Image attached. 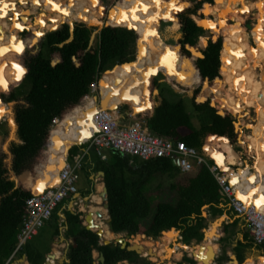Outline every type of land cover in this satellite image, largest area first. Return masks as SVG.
<instances>
[{"label":"trees","instance_id":"1","mask_svg":"<svg viewBox=\"0 0 264 264\" xmlns=\"http://www.w3.org/2000/svg\"><path fill=\"white\" fill-rule=\"evenodd\" d=\"M78 1L83 21H93L91 12L89 15L85 10L88 6L90 11L91 0ZM217 2L112 0L108 6L102 0H95L94 16L100 20L107 18L106 24L100 28L99 25L76 23L73 38L68 42L70 27L67 23L62 22L60 28L51 31L55 23L47 12L29 18L25 28L36 40L41 37L42 30L44 34L50 31L41 42V50L24 57L23 64L18 57L25 51L0 54V98L2 92L10 91L7 100L16 101L13 116L17 123V139L10 142L8 154H0V264H6L13 254H26L30 264H44L45 254L50 250L46 241L60 235L59 204L41 228L38 235L41 239H30L17 249L18 234L28 211L26 200L45 190L42 183L48 171L56 182L67 153L54 149L51 137L52 141L56 135L70 139L64 123L72 116H88L96 109L95 98L91 97L95 87L101 86V108L115 109L121 105L127 117H132L140 127L184 141L195 147L209 165H217L220 172H226L222 161L228 153L223 146L227 140L231 144L237 142L238 133L235 118L217 95L214 84L223 81L220 54L226 39L220 29L227 19L216 17V30L210 32L192 17L193 14L204 15ZM163 20L180 25V37L172 47L164 44L158 36ZM95 29L98 30L96 41L89 46ZM200 39H206L207 45L201 47ZM136 47L135 58L133 51ZM55 55H58L59 62L53 65ZM116 64L109 70L108 81H103L106 70ZM154 65L161 68L171 84L181 90H191L193 108L207 117L206 122L194 126L183 100L171 101L161 91L156 77L149 80ZM131 66L133 70L129 71ZM117 69L125 70L119 79L115 73ZM20 79V85L11 90L10 87ZM206 87L211 88L210 95H206ZM82 101L84 104L80 106ZM4 116L7 117L0 112V120ZM10 126L14 135L15 125L10 123ZM83 146L68 148L69 158L76 157ZM93 154L96 158L93 168L105 173L103 181L108 190L112 239L116 237L115 233L134 235L128 241L147 255H151L152 246L148 242L150 239L142 234L163 241L178 232L183 242H201L207 220L225 212L221 206V186L205 163L188 174L173 165L169 157L140 159L114 149L108 151L105 160L94 151ZM23 174H27L22 177L23 181H17L16 178ZM159 175H168L176 181L168 188L159 187L157 198L152 199L149 185ZM234 175L235 172L230 176ZM152 204H155L154 209ZM230 213L235 215L233 211ZM65 214L67 227L64 235L74 238L68 250L70 262L65 264H95L94 249L103 253L104 264H117L123 260L134 263L136 252L122 248L119 243L100 244L98 234L82 225L79 213L65 210ZM239 219L234 218V222ZM227 228L226 224L223 230L226 232ZM217 234L218 230L215 238ZM244 240H239L232 249L240 261L244 259V247L253 243L264 251V242L256 243L247 230ZM212 253L211 246L202 249L196 257L199 264H209L215 257L211 256ZM226 257L219 261L223 263ZM184 260L197 264L190 256L185 255ZM143 262L153 264L144 258ZM229 263L236 264L235 261L223 264ZM242 264H248L246 258Z\"/></svg>","mask_w":264,"mask_h":264},{"label":"rangeland","instance_id":"2","mask_svg":"<svg viewBox=\"0 0 264 264\" xmlns=\"http://www.w3.org/2000/svg\"><path fill=\"white\" fill-rule=\"evenodd\" d=\"M3 1H5V0H3ZM41 1H46L47 8H50V10H47L48 12L53 13V14L54 13H59L58 11L54 10V9H56L59 6L56 5L55 2H53V0H41ZM102 1L108 6L112 2V0H102ZM62 3H63L64 6L70 7L71 0H68V1L63 0ZM94 3H95V0H92L91 7H90V12H91L92 17H95L94 13H93V11L91 9L92 7H94ZM220 3L221 4L224 3L223 0H221ZM26 5H29V6L27 7ZM17 6H18V4H17ZM39 6H42V3H40ZM25 7L26 8H29V7L32 8L33 10H35L36 13L38 11L39 12L41 11L40 10L41 8L36 10V7L33 4L30 5V4H27V3L24 2L21 7L20 6L19 7H13L11 9H9L7 13L9 15L12 14V16L15 17L16 15L18 16L17 10L19 8H25ZM45 9H46V7L44 8V10ZM71 11H72L71 14L70 13L67 14V15H69V18H70L69 21L71 23H74V25L76 23H85V22L80 21V20H78L76 18L77 17V14H76L77 12L75 10H73V8L71 9ZM220 11H221V8L220 9H216L212 13L215 15V12L220 13ZM254 11H255V9H254ZM254 11L250 14V16H248V17L245 16L244 21H242L243 30L246 32L247 38H248L249 43L251 45H254L253 38H252V35H251V28H248L246 24L248 22L251 23L252 25H254L256 23V18L254 17ZM19 14H20V12H19ZM36 15H38V13L35 14V15L32 13V14H30L29 18L32 19ZM234 15L237 16L238 12L235 13ZM242 15L244 16V12H243ZM215 17H216V15H215ZM226 18L227 17H225L223 19H226ZM239 20H242V18H240ZM62 22L66 23L68 21H62ZM231 22H232V20L228 21V23H231ZM85 24L92 25V24H98V23L95 22V20L93 18V22L92 23H85ZM3 29H4L3 27H0V31L3 30ZM239 29H240V27H239ZM25 30H27V32H25ZM15 31L16 30L11 26V24L9 22L8 23V28H7V32L8 33L6 35V38L9 40V38H11V35H13V33ZM19 32H20L19 34L21 35V37L27 41V44H26L27 46H26L25 52L21 56L18 57V61L23 64L24 63V57H26L28 55L36 54L37 52H39L41 50V42H42L44 36H41L40 38H38V40H36V38H33L32 35L30 34L31 31L26 29V28L22 29ZM158 33H159V35H158L159 38L162 39V40L161 39L160 40L164 41V44L172 47V46L175 45V43L177 42L178 38L180 37V34H181L180 25L178 23L174 22V21L163 20L160 23ZM40 35H42V33H40ZM96 37H97V33H96V35H95V37L93 39L92 44L95 43ZM224 37L226 39V42H225L224 45H226V43L228 42V38L226 37L225 34H224ZM224 48H225V46H224ZM3 52H7V51H3ZM137 52H138V48L136 47L135 50L133 51V57L136 58ZM57 59H59V57H58V55H55V56H53L52 60H57ZM247 60H249V56L248 55H247ZM247 62L248 61H246V63H244V64L246 65ZM116 66H117V64L114 67H111L110 69L106 70V72L103 74V77H102L103 81H106V82L108 81L107 78H108V75H109V72H110L109 70H112ZM231 66L232 65H230V67ZM232 67H234V66H232ZM132 70H133V68L131 66L129 71H132ZM253 70H252V72H253ZM255 70H254V72H255ZM124 72H125V70H123V69L122 70H118L117 69L115 71L116 76L118 77V79L123 76ZM240 72L243 73V71H240ZM227 73H228V75L225 76V77H226V79L228 78V81H229L228 88L231 91L230 94L235 95L236 91H238L237 89H238L239 85H235L234 84L235 80L241 81V83H240L241 87H245L247 91L251 90V89H249L250 85H248V83L246 82V79L250 78V76H246L245 77V75L243 74L244 77L240 78L241 77L240 75L233 74V76H234L233 81L230 82L229 77L231 76V74L229 73V71ZM256 73H257V71H256ZM256 73H255V76L258 77L259 74L258 73L256 74ZM149 76H150L149 80H152L153 77H156L159 80L160 89H161V91H163L164 95L168 99H170L171 101H177V100H180V99L183 100L185 108H186L189 116L191 117V120H192L194 126L199 127L202 123L207 121V117L206 116H204L202 113L196 112L194 110L192 102H191V90H181V89L177 88L175 85L171 84L170 79L167 77V75L161 70V68L158 65H154L153 66L152 72L149 74ZM20 83H21V79L16 84L12 85L10 89L12 90L13 88H15L18 85H20ZM218 84H221V82H219ZM218 84L215 87V89H216L217 95L219 97H221L222 96V94H221L222 91L220 89H218V87H219ZM231 86H235L236 88L233 89ZM20 89L24 90V87L20 86ZM100 91H101V86L97 87L96 91L91 95L92 98H95V101H97L100 98ZM9 92L10 91L3 92L5 94V99L3 101L8 103L9 105L11 103H13V105L11 107L12 108V113H13V106L16 103V101H11V100L8 101L7 100V96L9 95ZM263 98H264V96H263ZM255 99L259 100L258 96H254L253 101ZM235 100H236L237 103L241 104V102H239V100L236 98V96H235ZM84 101H82L80 106H83ZM262 105L263 104H261V106ZM233 116L235 118L236 124H239L237 129H236V131L238 133V140L234 144H231L232 149L235 152V153L234 152L233 153L235 155L239 156L240 158H242L243 161H245V164L247 166H249L251 164L252 167L254 166V168H259L260 165H261L260 161L259 162H256V161L253 162L254 157H253V155L251 153H249V152H251L252 148L255 149V147L258 146V141H257L258 132L256 130H257L258 126H259V123L255 124V125L252 124L254 122L252 119L255 116L254 108L253 107H247L246 110L243 111L241 117L236 116V115H233ZM7 117L4 116L3 119L1 120L2 122H4V124H2L3 125V129L0 128V154H2V153H7L8 154L9 153L8 147H9L10 142L12 140L17 139L16 130L14 131V135H12L13 130H12L11 126H10L11 121H10L9 117L8 118ZM87 117H89L88 122H91L92 121V115L90 114L88 116H85V119ZM74 124L75 125L76 124L79 125V123H77V122L74 123ZM251 125L255 126V129H253L254 130L253 132H254L255 135L252 134L250 137H252L253 140H255V142H254V144L251 143V146L247 150V146H246L247 137H246V135L250 132L251 129L249 127H251ZM251 128H253V127H251ZM77 131H78V127L75 126L74 130L66 131V132L69 134V136L71 134L72 138L76 137V135H77L78 142H81V141L84 140V136H83L82 139H80L78 137V132ZM55 138H56V136L53 137V139H55ZM248 139H249V137H248ZM53 145H54V143H53ZM223 148H225V150L228 153L227 154L228 155L227 158L225 160H223V162H222L225 167L228 168V163L235 164V163L239 162L236 159L237 156H233L229 152V145L227 146V143L226 144L224 143ZM92 156H93L92 160H93V162L95 164L96 163V158H95L94 154H92ZM9 159H10V156H9V158L7 160H9ZM196 169H197V167L194 168L193 170H191L190 172H187V173L188 174H192V173H194L196 171ZM92 172L95 175H98V174L101 175L93 167H92ZM258 172H261V170H258ZM50 174H52V173H50ZM237 174H239V177L242 178L241 180H239L240 181L239 185L242 186V188L244 186L247 187L246 188L247 195L245 197H248L249 199H253L256 194H260L261 192H264V177L260 176L259 173L257 174L258 175V178H257L258 191H255L257 189L256 185L254 186V188H252V187L250 188L252 179H251V176H250V171H249V169L247 167L245 169H242V168L238 169V171L233 176V178L235 179L234 181H236L235 177L237 176ZM25 175H27V174H23V175L17 177L16 180L17 181L23 180L22 177L25 176ZM13 177H15V176H13ZM243 177H245V178H243ZM174 181H176V179H173V178L169 177L168 175H159L154 180H152L150 185H149L150 186V188H149L150 193H153L152 199H156L157 198V196H158L157 192L159 191V189H158L159 187L162 186V188H168L171 185V183L174 182ZM42 185L44 186L43 183H42ZM86 185H88V182H87V180L85 178V175L81 174V172H80L79 173V179L76 181V186H86ZM249 188H250V190H248ZM239 198H241V197H239ZM86 200H87V198H86ZM68 201H71V199L68 198L67 201H65V202H68ZM260 202H261L260 204L262 205L263 202L262 201H260ZM92 204L97 206V204L94 201L92 202ZM154 206H155V204H152V208L153 209H154ZM221 206H223L225 208V210H224L225 212L223 213V215L221 217V221L223 220L221 225L219 226L218 223H213V221L216 218H218L219 216L215 217V218L208 219L207 220V227H208L207 235L201 242H198L197 240H193V241H191L189 243V245H184L183 241L181 239L180 233L177 232L172 237H167L163 241L160 240L161 243H164V245H166V247L168 249V253L165 255V259L160 260V261L159 260H153L150 257L151 255H147L143 251L138 250L140 253H137V255L135 257V261L132 264H144L143 258L146 259L147 261L148 260L151 261L153 264H183V263H186V261L184 260V256L185 255L186 256L192 255V256L197 257L199 255L200 251L202 249L207 248L208 246L212 247L213 253H212L211 256H215L216 253L218 255V257L215 258L216 262L214 264H222L219 260H220L221 257L225 258L226 257L225 255H227V257H226V260L223 261V263L229 261L231 255L235 254V252L232 250L233 247L238 244L239 240L245 241L244 240V232H245V230L248 231V227H247V224H246L245 220L242 217H240V219L237 222H234V218H236L238 216H236V215L231 216V213H230L231 210L228 209L223 204ZM103 208H105V207L103 206ZM102 212H103V221L106 223V219L108 218V211L106 209V211H102ZM226 224L228 225V228H227L228 230L225 232L223 230V228H224V225H226ZM60 229H61L60 235L57 236V237H54V239L50 241V244H52V246L56 247V248L59 245L61 247H63V248L66 247L65 248L66 249V251H65L66 254L65 255H67V257H68V250L70 248V245L72 243H74V238H66L65 236H64L65 238L63 236L61 237V235H64L63 234L64 233V226H62V228H60ZM209 230H210V232H209ZM217 230H218V234H217L218 236L215 238V234H216ZM37 235H39V234H37ZM115 235H116V237L114 239H112V240H115L117 237H125V238H127L126 237V233H115ZM127 241H128V239H127ZM100 242H103L102 235L100 237ZM152 250H153V248H152ZM56 251L57 250H55L54 253ZM96 251H97V254L95 252L94 263L95 264H99L101 262L100 261L101 260V257H100L101 253L97 249H96ZM50 252L51 251H49L48 253H50ZM54 253H51V255H49L48 264H57L56 256H58V252L56 254H54ZM243 255H244V259L246 258V262L249 261L248 264H264V251H262L261 249L257 248V246L254 243H253L252 246L244 247ZM63 256L64 255H61V258H63ZM61 262L59 264L67 263V262H62V263ZM235 263L237 264V262H235ZM229 264H231V263H229Z\"/></svg>","mask_w":264,"mask_h":264},{"label":"built area","instance_id":"3","mask_svg":"<svg viewBox=\"0 0 264 264\" xmlns=\"http://www.w3.org/2000/svg\"><path fill=\"white\" fill-rule=\"evenodd\" d=\"M96 89L97 87L93 93ZM92 122L96 130L85 143H88L102 160L107 159L108 151L114 149L140 159L169 157L171 160H177L176 166L183 173L190 172L205 163L221 186L222 204L233 211L236 216L245 220L250 237L256 243L264 242V211L258 210L254 201L247 203L238 197L237 187L229 182L231 172H220L217 165H209L195 147L187 145L182 140L160 136L148 128L140 127L132 117H127L121 105L115 109L98 108L93 115ZM142 122L145 123V120L143 119ZM80 166L81 158L79 157H75L73 161L64 159L58 173V184L26 200L28 211L18 234L17 249L24 242L39 234L54 209L77 192L76 181L79 179ZM82 219L83 223H86L84 216ZM95 252L97 254L96 249L93 250V257H95Z\"/></svg>","mask_w":264,"mask_h":264},{"label":"bare ground","instance_id":"4","mask_svg":"<svg viewBox=\"0 0 264 264\" xmlns=\"http://www.w3.org/2000/svg\"><path fill=\"white\" fill-rule=\"evenodd\" d=\"M20 1H22V0H5V1H2V2H0V14H2V13H5V12H7L9 9H11V8H13V7H16L17 6V4L19 5V3H20ZM63 1V0H62ZM66 1H68V0H66ZM226 1L227 0H223V2L224 3H222L219 7H216V8H214L213 10H212V12H214L216 9H220L221 8V11H220V13H218V12H215V15H216V17H223V18H225V17H230L232 20H235V16L234 15H232L230 12L232 11V9L226 4ZM236 2H238V0H236ZM91 3H92V0L89 2V5H91ZM5 4H7L8 6L7 7H5L4 5ZM260 6H261V8H263V6H264V2H263V0L260 2ZM43 5L46 7V10L48 9V10H50V8H47V3H46V1H43ZM62 5H63V3H62ZM79 1L78 0H71V3H70V7H68V6H62L60 9H58L57 11L59 12V13H62V14H57V13H50V12H47L48 14H49V17H50V19L53 21V22H55V23H57L58 25H60V23L62 22V21H68L70 24H73V23H71L69 20H70V18H69V15H67L68 13H72V11H71V9L73 8V10H75L77 13V19L78 20H80V21H83V19H82V15H81V13H80V10H79ZM78 7V8H77ZM92 9H93V11L95 12V9H94V7H92ZM85 10H87V13L90 15V11H89V9H88V6H86L85 7ZM20 11V14L22 15V18H20L19 16H15V17H12V21L10 22V24H11V26L16 30L15 31V33H14V37L15 38H19L20 37V32L19 31H21L22 29H24L25 27H26V25H27V21H28V18L30 17V14H32V13H34V10L33 9H31V8H26V9H21V10H19ZM211 12V13H212ZM261 12V10H259V13ZM19 15V14H18ZM94 18V20H95V18H97V17H93ZM1 21V20H0ZM84 22V21H83ZM93 21H90V22H85V23H92ZM95 22H97V20H95ZM213 21H210V24L211 25H213ZM208 27H209V25H208ZM223 28V34H225L226 35V37L228 38V36H229V38L231 37V36H234L233 35V32H235V33H237V35H236V38L234 39V38H232V40L230 41V43H229V45H228V43H226V45H224L225 46V48H224V46H223V49H222V51H221V55H222V58H223V66H222V69H221V74H224V76L227 74V69H226V67H225V63H226V61H227V59H228V63L230 64V65H232L233 66V62H236L235 63V65H236V69L234 68V67H230V70H229V73L231 74V76L229 77V79H230V81H233V78H234V76H233V74H238V75H240L241 77L240 78H243L244 77V75H243V73L242 72H240V71H243V68L245 67V65H244V63H246V61H248L247 60V54H243L242 56H240L239 54H237V53H239V51H240V47H241V45H244L245 43V41H244V39H243V41H242V39H241V37H242V31L238 28V27H235L234 25H231V24H227L226 26H224V27H222ZM51 31H53V30H55V28H51L50 29ZM42 33V35H43V31L41 32ZM42 35H40V36H42ZM228 35V36H227ZM234 40H235V42H234ZM244 44H243V43ZM233 43H234V45H233ZM247 47H248V50H247V53H249L250 54V56H253L252 55V53H251V49H250V47L248 46V45H246ZM242 48V47H241ZM25 49H26V43H25V41L24 40H22V41H20V42H18L17 44H13V43H3V44H1L0 45V54L3 52V51H7V52H13V53H18V54H20V53H22V52H24L25 51ZM260 50H261V48H260ZM241 51H242V49H241ZM237 52V53H236ZM233 60H235V61H233ZM243 63V64H242ZM260 64H262L261 62H258V66H257V70L256 71H258L257 73H262L263 71H262V67L260 68V69H258V67L260 66ZM125 66H126V64H124ZM238 69V70H237ZM138 75H139V73H138ZM251 76H253V73H252V75ZM255 78V77H254ZM240 83V81L239 80H235L234 81V84L235 85H240L239 83ZM247 82V81H246ZM248 83V82H247ZM215 87L217 86V84L216 85H214ZM218 89H220V88H222L223 87V84H218ZM233 89H235L236 87L235 86H231ZM211 92H212V90H211V88H208L207 89V94L208 93H210L211 94ZM263 92H264V90H263ZM209 94V95H210ZM248 101L246 102V104L245 105H247V106H251V101L249 100V99H247ZM226 102L228 103V108H229V110L233 113V114H235L236 113V115H238L239 113H241L242 112V110H243V107H242V105L241 104H239V103H237L236 102V100H235V95H232V94H229L228 95V97H227V100H226ZM254 103H255V105H257V106H261V102L257 99H255L254 100ZM104 109V108H103ZM11 109H10V105L8 104V103H6V102H4V101H2V99L0 98V112H3V113H5L8 117H9V119H10V121H11V123L14 125V123H13V119H12V116H11V111H10ZM96 110V109H95ZM95 110L93 111V113H91V115L93 116L94 115V113H95ZM228 110V111H229ZM230 112V113H231ZM240 116H241V114H240ZM86 120V119H85ZM84 120V121H85ZM87 120H89V117H87ZM92 120H93V117H92ZM82 123V120H80V118L77 116V115H75V116H72V117H70V119H68L65 123H64V125L67 127V131L68 130H70L72 127H73V124L74 123ZM238 125L239 124H237V127H238ZM251 127H253V129H255V126H253V125H251ZM84 132V131H83ZM79 133V132H78ZM78 137H81V135H78ZM81 139V138H80ZM249 141H250V143H253L254 144V142H255V140H253V138L252 137H249ZM227 143V146L229 145V152L231 153V155H233V156H237V155H235L234 153V150L232 149V147H230L231 145L229 144V142H228V140L227 141H225V144ZM52 146H53V144H52ZM225 149V148H224ZM234 152V153H233ZM228 156V155H227ZM227 158V157H226ZM223 162V161H222ZM222 166L225 168V169H228L227 167H225L224 165H223V163H222ZM239 169V168H238ZM238 169L237 170H235V173L238 171ZM230 177H233V176H230ZM235 178H237V176L235 177ZM58 179H59V177H58ZM235 180V179H234ZM233 182V181H232ZM98 185V184H97ZM100 185V184H99ZM99 189V191L100 190H103L102 189V185H100L99 187H98ZM245 188H247V187H243L242 189H245ZM238 194L237 195H239L240 197H242L247 203H252L253 201H254V203H255V206H256V208L258 209V210H260V211H264V206L263 205H260V203H259V198H257V197H254L253 199H246L245 198V196L243 195V194H241V193H239V192H237ZM100 194V193H99ZM246 195V194H245ZM256 196V195H255ZM94 200L96 201V203H98V205L97 206H95V207H93V217H94V219H95V225L93 226L94 228H102L103 230H102V239H107V240H112V232H111V229L109 228V226L103 221V212L102 211H106V208H103V198H102V196L101 195H95L94 196ZM103 205V206H102ZM83 206V205H82ZM105 207V206H104ZM86 208V207H85ZM90 210V209H89ZM96 211H100L101 213H102V215L99 217L97 214H96ZM148 242H150V244H151V246H152V248H153V250H152V252H151V259H153V260H163V259H165V255L168 253V249H167V247H166V245H164V243H157V242H155L153 239H150ZM58 251H56L54 254H56ZM51 255V254H50Z\"/></svg>","mask_w":264,"mask_h":264},{"label":"crops","instance_id":"5","mask_svg":"<svg viewBox=\"0 0 264 264\" xmlns=\"http://www.w3.org/2000/svg\"><path fill=\"white\" fill-rule=\"evenodd\" d=\"M230 0H227L226 1V4L228 5V2H229ZM236 0H234V2H235ZM262 0H260V2H261ZM260 2H259V4H257L256 5V3H254L255 5H254V9H255V12H254V16H255V18H259L260 17V15H262V13L260 12L259 13V10H261V11H263L264 10V6H263V8H261V4H260ZM26 8V7H25ZM21 9H23V8H21ZM231 13H233V15L235 14V13H237V11H231ZM57 14H61V13H57ZM235 16V15H234ZM240 18H242V17H240V15L238 14L237 16H235V19H237V20H239ZM243 19H244V17L242 18V20L241 21H243ZM238 27V26H237ZM240 29H241V31H243V28H242V26H240ZM43 31V30H42ZM43 33H44V31H43ZM161 39V38H160ZM162 40V39H161ZM164 42V41H163ZM233 45H234V43H233ZM243 47V46H242ZM241 47H240V51H239V53L241 52ZM237 53V52H236ZM230 58V57H229ZM228 58V59H229ZM228 59H227V61H226V63H225V65H228L229 63H228ZM259 60L258 59H255V58H253V57H249V60H248V62H247V64L245 65V67L243 68V74L245 75V77L246 76H251L252 75V73H253V76H251V81H253V84H254V82H257V88H260V89H262L263 88V86H264V69H263V67H264V56H263V58L261 59V61L263 62L262 63V73L260 74V73H258L259 74V76L258 77H256L255 76V73H256V70H255V72H254V70H253V72H252V69H250L251 67H252V64H256L257 62H258ZM243 64V63H242ZM233 65H235V63L233 62ZM258 72V71H257ZM257 74V73H256ZM261 75V76H260ZM255 77V78H254ZM247 81H249V79H247ZM230 82H232V81H230ZM239 83V82H238ZM240 83H241V81H240ZM239 83V84H240ZM11 88V87H10ZM220 90H221V88H220ZM82 108V107H81ZM82 110V109H81ZM93 113V112H92ZM79 118H80V120H82V121H84L85 120V116H79ZM78 124H73V127L70 129V130H68V131H72V130H74V128H75V126H77ZM67 129V127L65 126V130ZM96 130V128H95V126H94V124H93V122L91 121V122H88V124L86 125V128L84 129V130H82V131H80L79 133H78V135H81V137H79V138H83V136H84V140L85 139H87L88 137H90L91 135H92V133L94 132ZM84 131V132H83ZM77 133V132H76ZM75 133V134H76ZM70 139H66V138H64V137H60V136H58V135H56V138L55 139H53V143H54V145H53V148L54 149H56L57 151H59L60 153H66V151L68 150V148H69V146L72 144V142L74 143V142H78V139H77V135H76V137H74V138H72V135L70 134ZM56 140V141H55ZM82 142V141H81ZM83 145H85V146H83V147H80L79 148V151H78V155L76 156V157H79V158H81V166L79 167V171L81 172V174H83V175H85V178H86V180H87V182H88V185H86V186H77V192L75 193V194H73L72 195V197H69L70 199H71V201H68V202H65V201H67V199L66 200H64L62 203H60V208L58 209V215H59V217H60V228H62V226H64V231H65V229H66V227H67V224H66V222H65V220H66V217H64V216H62V215H60V213H64L65 214V210H69V211H75V213H79L80 214V218L82 219V217L84 216V217H86V215H87V213L91 210V211H93L92 209H93V207H95V205L94 204H92V202L94 201L95 203H96V201L94 200V196L95 195H101V192L103 191V190H98L99 188V186L100 185H102V189H103V187H104V185H105V183H104V181H103V175H95L93 172H92V167H94L95 166V164H94V162H93V156H92V154H93V149L89 146V144L88 143H85V144H83ZM230 147H232V146H230ZM257 148H259V146H256L255 147V149L254 148H252V150H251V154H252V152H256V149ZM253 153V154H254ZM75 158V157H74ZM74 158L73 159H70L69 158V156L66 154V156H65V158L64 159H67V160H69V161H73L74 160ZM240 158V157H239ZM239 161L240 162H237V163H235V164H232V163H228V165H229V168L228 169H226V171H228L229 173L231 172V174L235 171V170H237L238 168H240V167H242L243 166V162L245 163V161H243V159L242 158H240L239 159ZM94 164V165H93ZM245 165V164H244ZM251 165V164H250ZM263 166H264V163H263ZM261 169H262V166L260 167ZM258 170L259 169H256V171L252 168V169H250V174L252 175V176H254V178H255V173L256 174H260V176H261V174H264L262 171L261 172H258ZM264 170V169H263ZM79 172V173H80ZM98 173H99V171H98ZM53 174H50V171H48L47 173H46V175L44 176V185H45V189L46 188H48V187H51V186H55V185H57L58 184V177H56L55 178V183H54V180H53V176H52ZM243 178H245V177H243ZM230 179V178H229ZM242 178H240L239 177V174H237V178H236V181H234V178L233 177H231V181H233L232 183H233V185H235L236 187H237V192H239V193H241V194H243L244 196H246L247 195V190H246V188L245 189H242V186H240L239 185V183H240V181L239 180H241ZM21 181H23V180H21ZM230 182V181H229ZM255 183H257V180L255 179V181L253 182V185L255 184ZM98 184V185H97ZM100 184V185H99ZM253 185H250V188L253 186ZM80 187V188H79ZM83 187V188H82ZM239 188V189H238ZM250 188L248 189V190H250ZM256 190L255 191H258V186H256ZM100 193V194H99ZM246 194V195H245ZM256 197V196H255ZM263 197H264V192H263ZM86 198H87V200H86ZM246 199H249L248 197H245ZM262 198V197H261ZM259 198L260 200H259V203H261L260 201H262L263 202V206H264V200H262V199H264V198ZM97 205H98V203H96ZM83 205V206H82ZM261 205V204H260ZM86 207V208H85ZM90 209V210H89ZM65 216H66V214H65ZM94 221H95V219H94ZM96 222V221H95ZM87 224V222L86 223H83V219H82V225H86ZM60 233H61V229H60ZM64 234V233H63ZM64 237L65 235H61V237ZM37 239H41V238H39V236L38 235H36L34 238H32V241H34V240H37ZM47 242V245L50 247L49 249V251H51L50 253H46L45 254V259L47 258V256H48V254H51V253H54V251L55 250H57L58 251V256H56V261H57V264H59L60 263V258H61V255H65L66 253H65V251H66V247L65 248H63V247H61L60 245L56 248V247H53L52 246V244H50V242L49 241H46ZM63 246V245H62ZM248 263H249V261H248ZM9 264H30L29 263V261L27 260V257H24L23 258V254H21V255H19V254H14V256H13V258L11 259V261H10V263Z\"/></svg>","mask_w":264,"mask_h":264},{"label":"flooded vegetation","instance_id":"6","mask_svg":"<svg viewBox=\"0 0 264 264\" xmlns=\"http://www.w3.org/2000/svg\"><path fill=\"white\" fill-rule=\"evenodd\" d=\"M24 2L27 3V4H30V5L33 4L36 7V10L39 9V8H41L40 9L41 11L40 12L39 11L37 12L38 14H40L43 11L48 12L47 11L48 9L47 10L46 9L44 10L45 6L43 5V1H41V0H22V1H20L19 5L16 6V7H19V6L21 7ZM53 2H55V4L59 6L56 9H54L55 11H57L58 8L59 9L61 8V6H62V0H53ZM259 2H260V0H238V2H236V1L234 2V0H230L228 2V6L232 9V11H237L238 14L240 15V17H242V18L244 17V19H245V16L246 17L250 16V14L254 11V5H255L254 3L258 4ZM263 2H264V0H263ZM40 3H42V6H39ZM26 6L28 7L29 5H26ZM23 9H26V8H23ZM19 10H21V8H19L17 10V14H19V12H20ZM92 11H93V9H92ZM7 12L0 14V20H1L0 21V27H3L4 28L3 30L0 31V45H1V43L3 44V42L4 43H12L13 42V44H17L18 42L22 41V39H23L21 37V35H20L19 38H15L14 36H13L14 38L11 37V38H9V40L6 38V35L8 33L7 32L8 23L11 22L12 21L11 20L12 17H14V16H12V14L9 15ZM243 12H244V16L242 15ZM37 13L34 10V13L33 14L35 15ZM93 13H95V12L93 11ZM261 13H262V15H260L259 18H256V23L251 28V35H252V38H253L254 45H251L249 43V40L247 38V34L243 30L242 31V37H241V39H242V41L244 39V41H245L244 43L245 44L242 42L244 44V45H241V47L243 46L242 47V51L240 53H237V54H239L240 56H242L243 54H247L249 57H253L255 59H258L259 60L258 62L263 63L261 61V59L264 56V10L261 11ZM231 14L233 15V13H231ZM19 15L18 16L22 18V15L21 14H19ZM226 19L228 20V19H231V18L230 17H227ZM244 19H243V21H244ZM28 20H29V18H28ZM61 23H60V25H61ZM227 24L234 25L235 27L238 26V28H239L240 26H242V21L235 19V20H232L231 23H226L225 26ZM60 25H58L57 23H55L54 26H53V28L58 29ZM14 33H13V35H14ZM233 35L234 36H231L230 38L227 35L228 36V42H227L228 45H229L230 41L232 40V38H234V39L236 38L237 33L233 32ZM234 42H235V40H234ZM246 45H248L250 47L251 53H252L253 56H250V54L247 53L248 47ZM260 48H261V50H260ZM258 62L256 64H252V67L250 69H252V70L253 69H256L257 70ZM234 63H236V62H234ZM233 66L236 67V65H233ZM225 67H226L227 72H228L229 69H230V64L225 65ZM261 67H262V64H260V66L258 67V69H260ZM263 69H264V67H263ZM227 75H228V73L225 76H227ZM222 76H223V81L221 82V84H223V88L221 89V91H222L221 98L223 99V101H224L227 109L229 110L228 103L226 102L228 95L231 93V91L228 88L229 81H228V78L226 79V77L223 74H222ZM247 79H249V81H247ZM247 79H246V81L248 82V85H250V88L249 89H251V90L250 91H247L245 87H241V85L238 86V89H237L238 91H236L235 96L239 100V102H241V105L243 107V110L238 115H236V114L235 115L241 117L240 114L242 115L243 111H245L247 107H253L254 108L255 116L252 119L254 121L252 124L255 125V124L259 123V126H258V128L256 130L258 132L257 141H258L259 148H257V150H256L255 153L252 152V155L254 157L253 162L254 161H256V162H259L260 161V163H261L260 167L262 166V169L260 167L259 168H254V166L252 167L251 165L247 166L244 162H243V166L240 167V168L245 169L247 167L249 169V171L252 168L254 170L259 169V170H261L264 173V170H263L264 169V166H263V163H264V107H263L264 106V98H263V96H264V92H263L264 86H263L262 89L257 88V82H254V84H253V81H251V76H250V78H247ZM8 96H7V98H8ZM254 96H258L261 104H263L262 106L255 105V103L253 101ZM1 99H2V101L5 99V94L4 93H1ZM247 99H249L251 101V106L245 105L246 102L248 101ZM229 112H230V110H229ZM1 120H0V128L3 129V125L2 124H4V122H2ZM249 128L251 130L246 135V137H247V141H246L247 150L251 146V143H250L248 137H250L252 134H254L253 128H251V127H249ZM236 159L239 161V156H237ZM255 175L256 176L254 178V176H252L250 174L251 179H252L251 185H253V182L255 181V179L257 180V178H258V175L256 173H255ZM261 176L264 177V174H261ZM255 185L258 186V182L255 183L252 186V188H254ZM256 197L257 198H261V197L263 198V192H261L260 194H256ZM262 200H264V199H262Z\"/></svg>","mask_w":264,"mask_h":264},{"label":"water","instance_id":"7","mask_svg":"<svg viewBox=\"0 0 264 264\" xmlns=\"http://www.w3.org/2000/svg\"><path fill=\"white\" fill-rule=\"evenodd\" d=\"M221 2V0H218V2L212 7V8H210L209 10H207L205 13H204V15H197V14H193L192 15V17H193V19L196 21V23L198 24V25H200V26H202L204 29H206V30H208V31H210V32H214L215 30H216V23H215V21H216V17H215V15L213 14V13H211L212 12V10L214 9V8H216V7H219L220 6V3ZM95 20H97V23L98 24H92V25H99L100 26V28L102 27V26H104L105 24H106V22H107V18L105 19V20H100V19H98V18H95ZM229 20H231V19H228L227 20V23H228V21ZM210 21H213L214 23H213V25H211L210 24ZM68 25H69V27H70V37L66 40V42H68V41H70V40H72V38H73V31H74V27H75V25H74V23L73 24H70L69 22H66ZM64 23H62L60 26H59V28L63 25ZM208 25H209V27H208ZM247 25V27L248 28H252V24L251 23H247L246 24ZM56 30V29H55ZM54 31V30H53ZM220 31H221V35L224 37V34H223V28L221 27V29H220ZM48 32H50V31H48ZM48 32H46V33H48ZM98 32V30H94L93 31V33H92V36H91V40H90V44H89V46L90 45H92V42H93V39H94V37H95V35H96V33ZM45 33V34H46ZM45 34L43 35V36H45ZM12 36H14V35H11V37ZM207 40L206 39H200V41H199V45L201 46V47H204V46H206L207 45ZM224 44H225V40L223 41V46H224ZM62 45V44H61ZM223 46H222V49H223ZM138 47H139V44H138ZM222 49H221V51H222ZM200 56L201 57H203L204 55H203V53L202 52H200ZM220 58H221V67H220V69H222V66H223V58H222V55L220 54ZM57 62H59V59H57V60H52V64L54 65V64H56ZM129 62V61H128ZM219 82H217V83H215L214 85H216V84H218ZM209 87H206L205 88V93H206V95H209L210 93H208L207 94V89H208ZM3 93V92H2ZM101 98V97H100ZM100 98L95 102L96 104L94 105V106H97L96 107V110L98 109V108H101V106H100V104H101V100H100ZM12 105H13V103H11L10 104V106L12 107ZM95 110V111H96ZM11 114H12V119H13V123H14V125H15V130L17 129V123H16V120H15V118H14V116H13V113H12V108H11ZM85 112V111H84ZM231 112V111H230ZM231 114L232 115H235V114H233L232 112H231ZM93 117V116H92ZM65 120V119H64ZM63 121V120H62ZM83 123H79V125H77V127H78V131L77 132H80V131H82V130H84L85 128H86V125L88 124V120H87V118H86V120L85 121H82ZM234 125H235V129H237V124H236V122L234 121ZM86 140L87 139H85V140H83L82 142H72V144H71V146H73V145H82V144H84L85 142H86ZM51 141H52V137H51ZM228 142H229V144L231 145V142L228 140ZM70 146V147H71ZM69 147V148H70ZM69 150V149H68ZM68 150H67V153L66 154H68ZM172 161V164L173 165H177V160H174V159H172L171 160ZM228 168H229V165H228ZM99 173L101 174V175H103L104 176V171H99ZM230 182H232L231 181V177H230ZM101 196H102V198H103V205L105 206V208L107 209V211H108V208H109V203H108V190H107V187H106V185H104V187H103V191L101 192ZM239 196V195H238ZM240 197V196H239ZM241 199H242V197H241ZM243 200V199H242ZM205 207H207V206H204V208ZM73 213H75V211H72ZM96 214L100 217L101 215H102V213L100 212V211H96ZM60 215H62V216H64V217H66L65 216V214L64 213H60ZM103 217V216H102ZM221 217H222V215H220L218 218H216L214 221H213V223H218L219 224V226L221 225V223H222V221H221ZM84 219L86 220V222H87V224L85 225V227H86V229H90V230H92V229H94V225L96 224L95 223V221H94V217H93V211H89L88 213H87V215H86V217H84ZM111 221V217H110V215H109V213H108V218L106 219V224L109 226V222ZM208 228V227H207ZM206 228V229H207ZM206 229H205V231H204V235H203V239H204V237H205V235H206ZM102 228L100 227V228H97V229H95V230H93V231H95L97 234H98V236L99 237H101V235H102ZM143 235V234H142ZM179 235V234H178ZM131 235H129V234H127L126 233V237L127 238H125V237H117L115 240H107V239H103V242H101L100 244H110V243H119L120 244V246L122 247V248H126V249H128L129 251H134V252H136V253H140L139 251H138V249L137 248H134V246L133 245H131V243L130 242H128L127 241V239L130 237ZM132 236H134V235H132ZM144 237L145 238H147V239H153L152 237H150V236H147V235H145L144 234ZM65 238V237H64ZM155 242H157V243H161V241L160 240H155V239H153ZM183 244L184 245H189L188 243H186V242H183ZM50 254H48V256H49ZM13 256H14V254L9 258V260L7 261V263L6 264H9L10 263V261H11V259L13 258ZM47 256V257H48ZM188 256H190V257H192L195 261H196V263L197 264H199V260L195 257V256H192V255H188ZM24 257H26V254H23V258ZM100 257H101V263H105V257H104V255H103V253H101L100 254ZM216 257H218V255H217V253H216V255H215V257L212 259V261L209 263V264H214L215 262H216V260H215V258ZM70 262V258H68L67 257V255H64L63 256V258H60V262ZM229 261H235V262H237V264H242V262L243 261H240L239 259H238V257H237V255L236 254H232L231 255V257H230V260ZM61 262V263H62ZM99 263V262H98ZM44 264H48V259L46 258L45 259V261H44ZM117 264H132V262H130L129 260H123V261H121V262H119V263H117ZM183 264H191L190 262H186V263H183ZM223 264V263H222Z\"/></svg>","mask_w":264,"mask_h":264},{"label":"snow or ice","instance_id":"8","mask_svg":"<svg viewBox=\"0 0 264 264\" xmlns=\"http://www.w3.org/2000/svg\"><path fill=\"white\" fill-rule=\"evenodd\" d=\"M0 2H2V0H0ZM4 6H5V7H7L8 5H7V4H5Z\"/></svg>","mask_w":264,"mask_h":264}]
</instances>
